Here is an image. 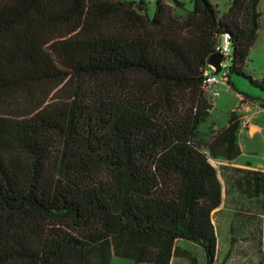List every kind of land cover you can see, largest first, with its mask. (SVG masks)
Masks as SVG:
<instances>
[{
  "label": "trees",
  "instance_id": "obj_1",
  "mask_svg": "<svg viewBox=\"0 0 264 264\" xmlns=\"http://www.w3.org/2000/svg\"><path fill=\"white\" fill-rule=\"evenodd\" d=\"M190 1L0 0V264H170L179 241L215 263L209 158L240 155V121L199 140L204 72L227 33L245 76L262 0Z\"/></svg>",
  "mask_w": 264,
  "mask_h": 264
},
{
  "label": "rangeland",
  "instance_id": "obj_2",
  "mask_svg": "<svg viewBox=\"0 0 264 264\" xmlns=\"http://www.w3.org/2000/svg\"><path fill=\"white\" fill-rule=\"evenodd\" d=\"M120 1L138 3L144 1L147 4V13L149 17L152 19L155 16L157 0ZM180 1L185 3L186 12L193 11V4L190 0ZM210 1L217 8L219 18H222L226 13H228L231 0ZM260 10L262 13V19L264 20V0H262L260 3ZM244 74L245 76L237 73H232L231 75L232 88H234L236 92H234L233 89H228L226 87L224 88L223 86L216 87L220 93V96L215 99V103L209 116L199 127V131L201 133L199 140L203 141V137L207 136L210 137V139L212 138L214 123L220 129L227 125L231 113H234L240 107V94H242L253 101L252 103L248 104V107L251 108L248 117L251 118L253 122L262 126L263 131L255 137H251L247 134L243 137L241 140L243 154L240 159L244 163L264 165V108H262V105H264V92L253 83V81H260L264 78L263 34L259 38L255 48L252 49L250 53V56L244 67ZM220 103L222 104V107ZM208 142H210V140ZM215 165L218 167L217 164ZM261 220L262 223L259 224V226H261L260 230L255 229L244 233H242V230H234L232 232L236 235L235 237L230 232L217 230V233L219 234V255L225 256L227 253H229L222 264H264V218L261 217ZM233 237L236 241L235 243H231V238ZM229 255H232L231 258H229ZM177 259L179 263H183V261H181L179 258ZM111 264L135 263L130 260L116 258Z\"/></svg>",
  "mask_w": 264,
  "mask_h": 264
},
{
  "label": "crops",
  "instance_id": "obj_3",
  "mask_svg": "<svg viewBox=\"0 0 264 264\" xmlns=\"http://www.w3.org/2000/svg\"><path fill=\"white\" fill-rule=\"evenodd\" d=\"M262 34L264 36L263 19H261L257 41L252 49L255 48ZM232 87L231 84V88ZM232 89L236 92L234 88ZM240 97L242 98L244 96L240 94ZM220 105L222 107L221 103ZM250 110L251 108L248 106L241 108L237 114L239 121L245 115L248 116ZM229 120L227 125L221 129L214 123L212 138L210 139L208 136L203 137L202 143L207 145L212 142L217 133L222 132L229 127ZM262 131V126L252 120L249 121V125L245 129L242 128L240 124L239 133L237 135V144L240 148V155L233 160L219 157L213 159L214 162L211 163L217 171L218 179L222 186V204L220 208L212 213V223L216 229V233L217 230L230 232L235 237L236 235L232 232L234 230H242V233H244L255 229H261L259 224L262 223L261 217L264 218V165L244 163L240 158L243 154V148L241 147V140L243 137L246 134L255 137L259 133H262ZM209 140L210 142H208ZM215 164H217L218 167H216ZM218 235L219 234L217 233V242H219ZM235 242L236 241L232 242L231 238V243ZM176 246L181 252H183V254L174 256L171 259L170 264H191V259H196L198 264H204V254L198 246L182 241L177 242ZM187 253H189V256ZM228 254L229 253L225 256H221L219 255L218 250L214 264H222ZM231 256L232 255H229V258H231ZM177 258L183 261V263H179ZM114 259H116V257L113 258L112 262Z\"/></svg>",
  "mask_w": 264,
  "mask_h": 264
},
{
  "label": "built area",
  "instance_id": "obj_4",
  "mask_svg": "<svg viewBox=\"0 0 264 264\" xmlns=\"http://www.w3.org/2000/svg\"><path fill=\"white\" fill-rule=\"evenodd\" d=\"M230 39V35L227 33H222L217 36L214 50L215 54L220 55L223 59L221 64V71L218 74H214V71L208 67L204 72L203 90L206 96L211 101L212 107L215 103V99L220 96L219 91L216 89L217 86H223L228 89H232L229 83V75L231 72L232 63ZM249 103H252V101L242 97L240 107L235 111L236 116L239 113L240 109L243 107H247ZM250 120L251 118H249L247 115L242 117L240 120L241 127L245 129L248 126ZM209 160L211 163L214 162L212 158H209Z\"/></svg>",
  "mask_w": 264,
  "mask_h": 264
},
{
  "label": "water",
  "instance_id": "obj_5",
  "mask_svg": "<svg viewBox=\"0 0 264 264\" xmlns=\"http://www.w3.org/2000/svg\"><path fill=\"white\" fill-rule=\"evenodd\" d=\"M222 57L218 54H214L207 62V66L214 71V74H218L221 71Z\"/></svg>",
  "mask_w": 264,
  "mask_h": 264
}]
</instances>
